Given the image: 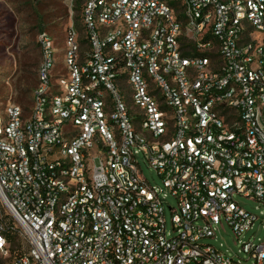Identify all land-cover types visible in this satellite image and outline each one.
<instances>
[{"label": "built area", "instance_id": "2783aa9c", "mask_svg": "<svg viewBox=\"0 0 264 264\" xmlns=\"http://www.w3.org/2000/svg\"><path fill=\"white\" fill-rule=\"evenodd\" d=\"M37 42L29 112L0 107V264H242L203 240L264 227V0H86L63 54Z\"/></svg>", "mask_w": 264, "mask_h": 264}, {"label": "rangeland", "instance_id": "374dc122", "mask_svg": "<svg viewBox=\"0 0 264 264\" xmlns=\"http://www.w3.org/2000/svg\"><path fill=\"white\" fill-rule=\"evenodd\" d=\"M86 0H0V107L10 103L20 104L26 112L32 105L33 89L37 84V69L40 62L38 34L44 27L56 39L58 49L65 45V29L71 22L82 16ZM72 8V9H70ZM141 169L152 185H162V180L148 163L140 158ZM239 203L251 212L259 213L257 203L237 196ZM174 197H167L165 215L168 231L172 230L171 211L168 205L176 206ZM215 238L204 239L227 256L242 264H254L251 255L242 244L249 240L258 242L264 238L263 223L257 221L254 227L238 240L229 224L223 221ZM22 238V237H21ZM17 241L16 245L19 244ZM23 240V243L26 242Z\"/></svg>", "mask_w": 264, "mask_h": 264}, {"label": "trees", "instance_id": "16d2710c", "mask_svg": "<svg viewBox=\"0 0 264 264\" xmlns=\"http://www.w3.org/2000/svg\"><path fill=\"white\" fill-rule=\"evenodd\" d=\"M41 30H45L44 27L41 28ZM18 237V232H16L14 235H11V241L15 242L17 240Z\"/></svg>", "mask_w": 264, "mask_h": 264}]
</instances>
